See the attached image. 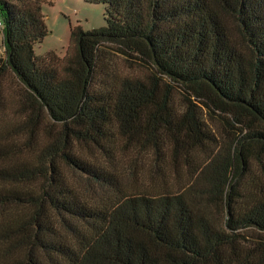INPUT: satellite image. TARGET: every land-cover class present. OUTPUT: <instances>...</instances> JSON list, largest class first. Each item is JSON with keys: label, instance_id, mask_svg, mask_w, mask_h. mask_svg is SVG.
<instances>
[{"label": "trees", "instance_id": "16d2710c", "mask_svg": "<svg viewBox=\"0 0 264 264\" xmlns=\"http://www.w3.org/2000/svg\"><path fill=\"white\" fill-rule=\"evenodd\" d=\"M40 1L0 0V264H264V0H83L62 59Z\"/></svg>", "mask_w": 264, "mask_h": 264}, {"label": "rangeland", "instance_id": "374dc122", "mask_svg": "<svg viewBox=\"0 0 264 264\" xmlns=\"http://www.w3.org/2000/svg\"><path fill=\"white\" fill-rule=\"evenodd\" d=\"M40 13L43 16L48 34L43 42L34 47L36 58H46L55 55L59 59L67 55L71 30L80 28L84 33L102 29L106 26L105 7L101 4H88L83 0H41ZM4 54L0 52V59ZM114 58L113 65L124 74L140 75L138 62L127 58ZM135 65L136 70H129V65ZM140 71V72H138Z\"/></svg>", "mask_w": 264, "mask_h": 264}, {"label": "built area", "instance_id": "2783aa9c", "mask_svg": "<svg viewBox=\"0 0 264 264\" xmlns=\"http://www.w3.org/2000/svg\"><path fill=\"white\" fill-rule=\"evenodd\" d=\"M4 30H5V24L3 19L0 16V52L3 54L5 53V48H4Z\"/></svg>", "mask_w": 264, "mask_h": 264}]
</instances>
